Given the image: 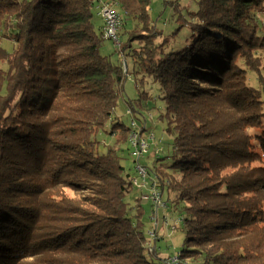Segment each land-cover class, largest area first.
Masks as SVG:
<instances>
[{
	"label": "trees",
	"instance_id": "trees-1",
	"mask_svg": "<svg viewBox=\"0 0 264 264\" xmlns=\"http://www.w3.org/2000/svg\"><path fill=\"white\" fill-rule=\"evenodd\" d=\"M99 1L0 0V42L13 46L0 43V264H156L139 199L124 202L135 178L119 145L133 130L112 113L125 58L137 89L160 85L173 137L169 164L150 171L181 217L166 264H264V0H197L193 41L170 53L149 0H105L119 30L133 23L115 63L99 53Z\"/></svg>",
	"mask_w": 264,
	"mask_h": 264
},
{
	"label": "rangeland",
	"instance_id": "rangeland-1",
	"mask_svg": "<svg viewBox=\"0 0 264 264\" xmlns=\"http://www.w3.org/2000/svg\"><path fill=\"white\" fill-rule=\"evenodd\" d=\"M172 2H176V5L172 6ZM197 7V0H149L148 15L158 33L154 42L157 45L166 42L163 45L164 53L180 51L193 41L190 27L197 23V18L194 16ZM113 9L123 19L121 9L116 5L113 6ZM259 19L264 21V15L261 14ZM93 22L98 34L103 26V20L97 15L94 8ZM132 24L131 20H127L124 27L122 26L118 31L119 42L125 40L126 35L121 36V34L131 28ZM0 43L6 50H12L13 46L9 41L2 40ZM115 51H117V43L110 39H105L99 49L100 55L109 57L113 63L117 61ZM123 71H127V74L122 82V92L118 98L117 106L113 110L112 118H119L126 127L138 133L144 127L139 137L144 139L148 146L147 152L136 161L131 156L134 149L129 141L119 145V155L122 158L120 163L126 172L136 180V185L125 196L124 202L128 207H133L135 201L139 199L142 208L140 220L147 241L146 247L149 246V249L146 248L144 251L146 259L156 264L173 263L176 261L183 241L179 211L177 208L173 210L171 203L166 201L165 194L158 206H152L150 201L141 198L151 196L150 188L155 176L150 171L164 170L169 164L172 154L173 137L166 131L168 125L165 118V103L159 97L160 85L158 83L145 81L139 89L136 88L130 58H125L123 61ZM137 100H140L144 109L138 112L135 107V112L129 114L127 101ZM132 104L134 105V103ZM97 138L106 145H110L113 140L107 134L99 135ZM159 157L164 160L158 161ZM138 166L146 171L144 178L141 177ZM165 202L167 205H164ZM132 212L134 213V211ZM151 248L156 250L155 256L149 255L148 251H151Z\"/></svg>",
	"mask_w": 264,
	"mask_h": 264
},
{
	"label": "built area",
	"instance_id": "built-area-1",
	"mask_svg": "<svg viewBox=\"0 0 264 264\" xmlns=\"http://www.w3.org/2000/svg\"><path fill=\"white\" fill-rule=\"evenodd\" d=\"M95 10L97 11L98 16L103 20V31L105 37L118 44L117 32L121 25L120 15L113 9V5L107 1L97 2ZM129 141L134 149V151L132 152V156L136 159V161H138V159L147 152V143L144 139H141L139 137V134L135 131L131 132ZM138 169L141 177L144 178L146 171H144V168L139 166ZM133 184L136 185V180L133 181ZM150 190L151 196H144V198L150 200L153 205L158 206L161 199L160 195L155 190L154 184L152 185Z\"/></svg>",
	"mask_w": 264,
	"mask_h": 264
},
{
	"label": "crops",
	"instance_id": "crops-1",
	"mask_svg": "<svg viewBox=\"0 0 264 264\" xmlns=\"http://www.w3.org/2000/svg\"><path fill=\"white\" fill-rule=\"evenodd\" d=\"M105 0H101V2H104Z\"/></svg>",
	"mask_w": 264,
	"mask_h": 264
},
{
	"label": "water",
	"instance_id": "water-1",
	"mask_svg": "<svg viewBox=\"0 0 264 264\" xmlns=\"http://www.w3.org/2000/svg\"><path fill=\"white\" fill-rule=\"evenodd\" d=\"M124 65H125V63H124Z\"/></svg>",
	"mask_w": 264,
	"mask_h": 264
}]
</instances>
